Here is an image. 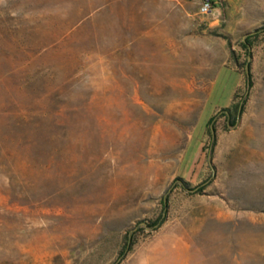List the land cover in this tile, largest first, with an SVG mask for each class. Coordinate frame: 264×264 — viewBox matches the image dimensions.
<instances>
[{"label":"rangeland","instance_id":"1","mask_svg":"<svg viewBox=\"0 0 264 264\" xmlns=\"http://www.w3.org/2000/svg\"><path fill=\"white\" fill-rule=\"evenodd\" d=\"M205 1L0 0V264L264 263V0Z\"/></svg>","mask_w":264,"mask_h":264},{"label":"trees","instance_id":"2","mask_svg":"<svg viewBox=\"0 0 264 264\" xmlns=\"http://www.w3.org/2000/svg\"><path fill=\"white\" fill-rule=\"evenodd\" d=\"M263 31H264V25L255 31L254 36L260 34V33L263 32ZM250 40H251V38L248 39V41H250ZM243 47L247 50V52H248V57H251V55H252V54H251V48H252V44H251V42H249V43H244V44H243ZM246 64H247L248 67L251 66V64H250V62H249L248 60L246 61ZM239 113H240V112H239ZM211 138H212L213 141L215 140V135H214L212 132H211ZM164 204H165V203H164ZM166 209H167V206H166ZM166 209H165V212L167 211ZM164 218H165V213L160 217V219H159L158 221L153 222L152 225H150V226H151V227H155V228L160 227L161 224H163V222H164V220H165ZM132 244H133V243H132V241H131V237L128 236V237H127V241H126V246H125L124 250H123V251L121 252V254H120L122 257L127 253V251L129 250V248L131 247Z\"/></svg>","mask_w":264,"mask_h":264},{"label":"built area","instance_id":"3","mask_svg":"<svg viewBox=\"0 0 264 264\" xmlns=\"http://www.w3.org/2000/svg\"><path fill=\"white\" fill-rule=\"evenodd\" d=\"M214 12L212 0H206L201 6V13L203 15H211Z\"/></svg>","mask_w":264,"mask_h":264},{"label":"bare ground","instance_id":"4","mask_svg":"<svg viewBox=\"0 0 264 264\" xmlns=\"http://www.w3.org/2000/svg\"><path fill=\"white\" fill-rule=\"evenodd\" d=\"M253 241V240H252ZM255 241V240H254ZM253 243V242H252ZM252 249H249V250H247V252H249L251 255L253 254V250L251 251ZM244 256V255H243ZM245 257V256H244ZM221 259H223V258H221ZM246 261V260H245ZM223 264H230V262H228L227 260H226V258H225V262H223ZM247 264H257V263H255L254 261H252L251 259H247ZM262 264V263H261ZM264 264V263H263Z\"/></svg>","mask_w":264,"mask_h":264}]
</instances>
